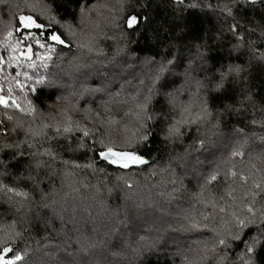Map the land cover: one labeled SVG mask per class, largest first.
<instances>
[{"label":"trees","instance_id":"obj_1","mask_svg":"<svg viewBox=\"0 0 264 264\" xmlns=\"http://www.w3.org/2000/svg\"><path fill=\"white\" fill-rule=\"evenodd\" d=\"M20 15L43 27L26 37L16 31ZM132 15L139 23L129 29ZM52 33L65 43L47 40ZM18 39L51 59L9 66L8 43ZM257 53H264V1L0 0V85L10 104L0 105V131L9 130L0 145H13L0 151V254L20 255L15 264H186V257L240 264L242 247L216 241L233 212L252 202L255 183L254 207L264 211V59ZM161 61L169 71L156 79ZM230 65L243 69L239 77L211 91ZM17 80L30 86L21 92ZM205 99L211 115L177 124L182 114L200 113ZM172 125L180 135L169 137ZM107 147L146 162L119 167L100 158Z\"/></svg>","mask_w":264,"mask_h":264},{"label":"snow or ice","instance_id":"obj_2","mask_svg":"<svg viewBox=\"0 0 264 264\" xmlns=\"http://www.w3.org/2000/svg\"><path fill=\"white\" fill-rule=\"evenodd\" d=\"M250 2H254V0H250ZM185 3V0H176L177 5H183ZM210 6V5H209ZM225 10L227 9V5H225ZM229 14H230V10ZM19 27L16 29L17 32H20L24 34L26 37L31 32V29L33 27L35 28H42L43 26L36 23L35 19L32 16H26V15H20L19 16ZM127 27L129 29L134 28L138 25L139 20L136 15L130 16L127 21ZM27 30V31H26ZM232 30L236 31V26L233 25ZM13 33L11 31L8 32V37H11ZM242 39V38H241ZM47 40H50L52 42H55L56 44H64L65 42L61 39V37L56 34L52 33L51 35L47 36ZM35 43L40 48H47L48 51H54L49 45L46 43H42L40 39H36ZM21 41L18 39L16 45L14 46L11 42L8 43V48L11 49V54L8 58L9 66L12 65L13 62L16 63L17 67H21V61L28 62V67L35 68L37 65L35 61L32 60V57L35 56L37 59H42V61H46L48 59H51L50 56L44 55L41 57V54L39 52L33 53L31 44L26 45L24 48L20 47ZM19 53V55H17ZM260 59H264V53H257ZM0 63H3V59L0 58ZM167 64H172L171 60L167 61ZM42 67H47L46 63L41 64ZM169 71V68L167 65L161 61L156 79H160L161 75L164 72ZM243 71V69L240 66H229L227 72L221 71L220 72V79L218 81H215L213 83V86L211 88V91L219 92L223 90L226 86V83L228 82L229 78H231L233 75L236 77H239L240 73ZM23 75L25 81H31L32 77L29 76V74L21 71L16 72V76L20 77ZM42 82V77H37L35 83L39 84ZM16 83L19 86V89L21 92H24L26 88H28L30 85L27 83H22L20 80H17ZM200 82H198V85ZM13 90L9 88V94H11ZM32 91L36 92L37 89L35 87H32ZM0 92H2V89H0ZM247 99H251L250 96L247 97ZM0 105H3L5 108L9 107V99L5 98L3 95H0ZM11 105H14L16 107H20L19 104H17V101L15 99H11ZM187 111V109H185ZM211 113L208 111V101L207 99L203 102V110L200 113L195 114V116H188L185 117L182 114V118L180 121H177V124L180 123H196L199 120H202L205 116H209ZM9 120H11V117H8ZM253 123H256L254 120ZM2 127V126H0ZM143 125H141V128ZM14 131V129H13ZM59 131V129H57ZM65 132L70 131L69 128L64 129ZM9 134V130L6 127H3V130L0 131V136L7 138ZM180 129L176 125H172L169 127V137L173 135H180ZM84 135L87 136L88 132L85 130ZM135 135V133H134ZM148 135L147 133H143L139 136L140 140H147ZM101 143H103L101 141ZM203 141L200 142L201 146H203ZM13 147L10 143H5L3 145H0V151H3L4 149H11ZM31 147V145H29ZM21 155L19 152L13 153V158L16 156ZM233 156L240 155L242 156V152H236L234 151L232 153ZM99 156L101 159L107 160L112 164H116L119 167L122 168H128L130 164H143L146 161L140 156L132 152L128 151H117L114 150L112 147H107L106 150H102L99 152ZM3 165V160L0 158V166ZM7 169L5 168V171ZM233 176L236 175L235 172L232 173ZM212 181H215L217 179L216 175H212L210 178ZM240 179L244 182H247V178L241 175ZM0 187H3L0 185ZM254 188L257 190L253 193V200L251 203L244 206V208L240 212H233V220L231 222V226L227 230L226 236H221L218 241H216L222 248L228 249L235 247L237 249L243 248V252L237 253V259L239 260L240 264H261L262 261H264V211L260 212L259 215H257V209L254 207L255 204V196L260 195V183H255ZM12 189H8V191H11ZM264 199V196L261 197ZM221 211H224L223 208L220 209ZM246 212L248 215H244L243 213ZM207 219V217H205ZM189 227L191 229H198L199 228V222L198 221H190ZM252 229H255V235L252 234ZM206 250V249H205ZM3 254H7L12 252V249L9 247H4L2 250ZM22 257L20 255H15L14 259H5L4 255L0 254V264H15V261H20ZM220 259H223V257H220ZM186 264H192L191 261H188L186 257Z\"/></svg>","mask_w":264,"mask_h":264},{"label":"water","instance_id":"obj_3","mask_svg":"<svg viewBox=\"0 0 264 264\" xmlns=\"http://www.w3.org/2000/svg\"><path fill=\"white\" fill-rule=\"evenodd\" d=\"M250 1V0H249ZM264 0H254V2H251V3H256V2H262ZM32 51L34 53V50H33V47H32ZM34 58V56L32 57V59ZM104 160V159H103ZM107 161V160H106ZM109 162V161H108ZM110 163V162H109Z\"/></svg>","mask_w":264,"mask_h":264},{"label":"rangeland","instance_id":"obj_4","mask_svg":"<svg viewBox=\"0 0 264 264\" xmlns=\"http://www.w3.org/2000/svg\"><path fill=\"white\" fill-rule=\"evenodd\" d=\"M0 89H2L1 85H0ZM0 95H3L5 98L7 97V96H5L3 89H2V92H0Z\"/></svg>","mask_w":264,"mask_h":264}]
</instances>
